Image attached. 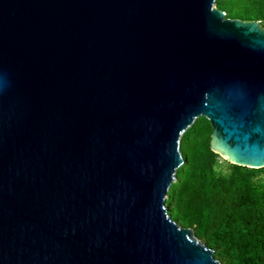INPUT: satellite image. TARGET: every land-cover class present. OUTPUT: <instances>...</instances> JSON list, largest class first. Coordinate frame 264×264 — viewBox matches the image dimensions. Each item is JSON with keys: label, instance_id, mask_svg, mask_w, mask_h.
I'll list each match as a JSON object with an SVG mask.
<instances>
[{"label": "water", "instance_id": "1", "mask_svg": "<svg viewBox=\"0 0 264 264\" xmlns=\"http://www.w3.org/2000/svg\"><path fill=\"white\" fill-rule=\"evenodd\" d=\"M215 0H0V264H219L166 214L195 119L264 167V25Z\"/></svg>", "mask_w": 264, "mask_h": 264}, {"label": "trees", "instance_id": "2", "mask_svg": "<svg viewBox=\"0 0 264 264\" xmlns=\"http://www.w3.org/2000/svg\"><path fill=\"white\" fill-rule=\"evenodd\" d=\"M214 7L227 19L264 25V0H215ZM210 132L199 117L181 133L166 214L190 229L219 264H264V167L222 160L209 148Z\"/></svg>", "mask_w": 264, "mask_h": 264}]
</instances>
